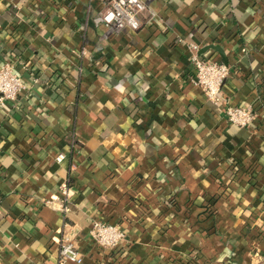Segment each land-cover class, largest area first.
I'll return each mask as SVG.
<instances>
[{
  "label": "crops",
  "instance_id": "crops-1",
  "mask_svg": "<svg viewBox=\"0 0 264 264\" xmlns=\"http://www.w3.org/2000/svg\"><path fill=\"white\" fill-rule=\"evenodd\" d=\"M142 1L156 20L116 33L109 0H0V63L28 86L0 104V264H60L64 236L81 264H264V0ZM190 44L230 68L225 102Z\"/></svg>",
  "mask_w": 264,
  "mask_h": 264
},
{
  "label": "built area",
  "instance_id": "built-area-1",
  "mask_svg": "<svg viewBox=\"0 0 264 264\" xmlns=\"http://www.w3.org/2000/svg\"><path fill=\"white\" fill-rule=\"evenodd\" d=\"M144 15L148 17V23L156 20L155 12L142 0H109L106 9L101 14V19L107 27L120 33L125 29L132 31L141 29L145 23ZM190 49L195 70L193 79L195 84L202 88L209 101L216 104L225 102L222 88L231 73L230 68L212 57H202L197 44H190ZM27 87V83L18 73L13 62L8 60L0 63L1 105L17 100ZM225 113L230 123L243 128L253 125L256 119L255 110L251 106H228ZM64 158L65 155L60 154L57 161L61 162ZM63 191L66 195L69 194L67 188ZM63 210L67 211V208L64 207ZM89 235L98 246L105 250L117 251L126 241V233L122 229L99 219L91 222ZM82 261L83 254L77 241L64 236L59 242V263L81 264Z\"/></svg>",
  "mask_w": 264,
  "mask_h": 264
}]
</instances>
